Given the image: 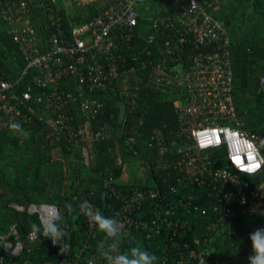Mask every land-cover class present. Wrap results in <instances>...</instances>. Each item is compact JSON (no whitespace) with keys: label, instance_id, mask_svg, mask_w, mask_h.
Returning a JSON list of instances; mask_svg holds the SVG:
<instances>
[{"label":"built area","instance_id":"obj_1","mask_svg":"<svg viewBox=\"0 0 264 264\" xmlns=\"http://www.w3.org/2000/svg\"><path fill=\"white\" fill-rule=\"evenodd\" d=\"M92 1L95 0L0 1V20L25 60L19 75L8 79L0 76V133L10 131L12 122L26 125L43 121L51 127L56 142L81 146L84 162L88 161L86 144L105 138L109 132L102 126L93 130L90 125L102 112L101 99L108 89L113 90L123 107L134 103L128 91V72L134 70V65L118 52L112 31L121 32L131 49L130 42L138 26L137 6L144 0H105L98 15L89 22L74 24L71 38H66L58 10L62 7L69 10L73 2ZM36 7L42 9L52 30L44 40L45 50L29 18ZM161 27L173 31L174 37L163 40L165 50L153 47L158 58L142 61V68L146 69L149 82L171 98L177 130L168 142L159 133L151 136L157 147L155 167H181L185 185L212 186L217 197L215 210L219 212L217 225L228 230V234H236L231 221L238 216H261L262 221L251 232L264 227V154L258 145L260 136L241 126L236 111L228 30L197 0H182L179 9L170 14L156 12L151 28L158 32ZM183 50L188 52L187 64L178 57ZM152 51L144 46L129 57L135 60L137 54ZM173 60L175 63L171 65L169 61ZM259 85L264 93V75ZM74 105L80 117L78 121L72 112ZM216 159L220 160L218 167L213 164ZM175 180L178 183L181 177ZM168 186L174 188L172 184ZM159 191V188L135 187L125 194L110 187L109 196L122 200L118 207L111 208L109 215L123 224L122 240L133 228L144 225L133 212L143 208L139 215L142 217L147 210L155 209L152 204ZM185 197L189 201L193 199L191 194ZM13 206L24 210L22 205ZM26 210L36 213L46 230L56 228V205L32 202ZM151 223L156 224L154 219ZM162 223L167 228L173 226L174 232L185 225V221L180 224L178 219L167 217ZM89 228L97 227L89 221ZM174 234L170 238L171 246L165 247L161 256V264H232L210 254L209 247L200 246L197 239L195 245L187 242L179 245L181 239L174 240ZM27 238L34 241L37 235L30 231ZM110 243L106 239L102 249H107ZM22 249L13 222L7 232H0V264H7L5 256L16 257ZM102 249L99 253L91 251L81 259L83 250L75 254L67 251L64 263L107 264Z\"/></svg>","mask_w":264,"mask_h":264},{"label":"trees","instance_id":"obj_2","mask_svg":"<svg viewBox=\"0 0 264 264\" xmlns=\"http://www.w3.org/2000/svg\"><path fill=\"white\" fill-rule=\"evenodd\" d=\"M31 1L40 3L48 0ZM101 1L85 4L73 2L69 10L63 7L58 10L66 38H71L74 24L89 22L104 9ZM197 1L228 30L236 111L241 126L260 136L258 145L264 154V93L259 90V79L264 75V0ZM181 4L182 0H163L157 13L170 14ZM172 6L176 9H169ZM242 8V21L230 31L224 20ZM29 18L45 50L47 46L44 40L52 31L49 21L42 9L37 7L32 9ZM244 25H249L250 33L238 35L237 30ZM112 34L118 42V52L134 65V70L128 72V91L133 95L134 103L131 107H123L113 90L108 89L101 99L102 112L92 119L90 125L93 130L102 126L109 132L105 138L86 144L87 162L81 155V146L56 142L51 127L43 121L22 125L30 133L28 136L13 131L0 133V232H7L9 224L14 222L18 240L23 245L18 256H5V263L65 264L67 251L75 254L83 250L80 259L91 251L99 253L105 241L100 243L99 239V242L96 240L101 231L89 228V219L81 213L80 205L85 201L90 202L109 217L111 208L122 204L120 198L109 196L110 187L125 194L135 187H150L160 190L152 204L155 209L147 210L142 217L139 215L143 213V208L133 212L135 218L144 221V225L133 228L120 242L121 253L140 246L159 257L161 264L165 247L171 246L170 238L175 233L174 240L181 239L179 245L182 242L195 245L193 242L197 239L200 246H208L210 254L219 259H226L232 264H248L246 256L251 255L248 236L252 227L262 221L261 216H244L246 224L235 227L236 234H228V230L217 225L219 212L215 210L217 197L212 186L185 185L181 167H155L157 147L151 136L159 133L165 142L170 141L177 130V116L168 93L149 82L142 61L157 59L158 53L153 52L152 48L165 50L163 40L173 38L174 32L161 27L158 32L151 28L149 33L141 34L138 17V26L130 42L131 49L121 32L116 30ZM144 46L152 52L137 54L135 60L129 57ZM178 57L184 64L189 62L185 50ZM169 63L172 65L175 61ZM24 66L25 60L18 45L6 29H0V76L13 78L19 75ZM72 112L76 120H80L75 105ZM219 163V159L213 162L217 167ZM132 165L139 169L138 176L133 181L120 182L126 167ZM177 177H181L178 183L175 180ZM170 184L174 186L173 189L169 188ZM188 194L193 196L190 201L185 197ZM32 202L57 206L56 228H59L62 236L55 245L45 235L46 229L38 215L27 212L26 208ZM14 204L24 206V210L16 209ZM165 217L178 219L180 224L185 221V225L174 232L173 226L167 228L162 223ZM151 219L156 224L151 223ZM30 231L36 233V240H28ZM147 233H150L149 236Z\"/></svg>","mask_w":264,"mask_h":264},{"label":"clouds","instance_id":"obj_3","mask_svg":"<svg viewBox=\"0 0 264 264\" xmlns=\"http://www.w3.org/2000/svg\"><path fill=\"white\" fill-rule=\"evenodd\" d=\"M9 128L16 134L30 135L18 122H12ZM80 211L105 234L107 240L111 241L107 249H102L107 264H159V257L140 246L132 247L124 253L119 252V245L123 238L122 223L105 216L100 209L94 208L86 201L80 205ZM45 235L49 236L55 245L60 240L62 233L57 227L46 230ZM248 240L251 244L248 264H264V227L252 231Z\"/></svg>","mask_w":264,"mask_h":264},{"label":"crops","instance_id":"obj_4","mask_svg":"<svg viewBox=\"0 0 264 264\" xmlns=\"http://www.w3.org/2000/svg\"><path fill=\"white\" fill-rule=\"evenodd\" d=\"M69 3V0H59V3ZM163 0H144L141 4L137 6V12L139 17V32L141 34H147L149 31H151V21L153 16L156 14L158 10L162 7ZM247 4L249 2H246ZM169 9H176V7L172 6ZM242 10H239L236 14L230 16L226 20H224V23L228 25V28L230 31H232V28L235 24H239L240 21H242ZM0 29H6V25L1 22ZM97 97H101L100 95H96ZM246 217L244 216H238L234 220L231 221V225L235 227H240L246 224ZM96 235V234H95ZM99 239L100 243L104 242L106 240L105 236L100 232L96 236V240ZM98 241V240H97ZM98 241V242H99Z\"/></svg>","mask_w":264,"mask_h":264},{"label":"rangeland","instance_id":"obj_5","mask_svg":"<svg viewBox=\"0 0 264 264\" xmlns=\"http://www.w3.org/2000/svg\"><path fill=\"white\" fill-rule=\"evenodd\" d=\"M101 2L103 3L104 0H102ZM242 33L245 35H248V33H250L249 32V25H244L242 28H239L237 30L238 35H241ZM138 173H139V169L135 168V165L128 166V167H126L124 174L121 176L120 182H129L130 180L133 181V179L138 176ZM134 175H136V176H134Z\"/></svg>","mask_w":264,"mask_h":264},{"label":"snow or ice","instance_id":"obj_6","mask_svg":"<svg viewBox=\"0 0 264 264\" xmlns=\"http://www.w3.org/2000/svg\"><path fill=\"white\" fill-rule=\"evenodd\" d=\"M253 167H255V166H253Z\"/></svg>","mask_w":264,"mask_h":264}]
</instances>
